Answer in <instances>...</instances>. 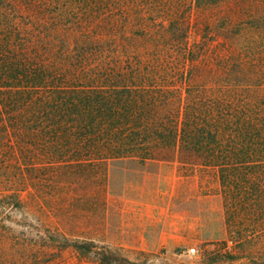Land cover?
<instances>
[{
  "label": "trees",
  "instance_id": "16d2710c",
  "mask_svg": "<svg viewBox=\"0 0 264 264\" xmlns=\"http://www.w3.org/2000/svg\"><path fill=\"white\" fill-rule=\"evenodd\" d=\"M256 37L264 43V0H0V229L35 228L26 217L38 210L58 247L148 264L73 236L76 196H99L93 210L104 209L111 161L177 162L216 169L234 247L259 240Z\"/></svg>",
  "mask_w": 264,
  "mask_h": 264
},
{
  "label": "rangeland",
  "instance_id": "374dc122",
  "mask_svg": "<svg viewBox=\"0 0 264 264\" xmlns=\"http://www.w3.org/2000/svg\"><path fill=\"white\" fill-rule=\"evenodd\" d=\"M197 38L193 27L189 40ZM256 39L260 46L264 44L260 37ZM258 48L264 59L263 48ZM76 197L78 212L71 219L76 232L73 236L93 237L98 244L132 261L264 264V236L242 250L233 246L225 232V209L216 169L191 163L149 161L140 165L129 160L111 161L106 207L93 210L99 196ZM12 217L23 220L18 212ZM49 218L38 210L29 213L26 220L35 228L27 229L6 221L5 228L0 229V264H100L91 255L49 242ZM59 218L51 217L53 221ZM190 248L195 252L190 253Z\"/></svg>",
  "mask_w": 264,
  "mask_h": 264
},
{
  "label": "built area",
  "instance_id": "2783aa9c",
  "mask_svg": "<svg viewBox=\"0 0 264 264\" xmlns=\"http://www.w3.org/2000/svg\"><path fill=\"white\" fill-rule=\"evenodd\" d=\"M188 251H189L190 253H194V252H195V249H194V248H190Z\"/></svg>",
  "mask_w": 264,
  "mask_h": 264
}]
</instances>
